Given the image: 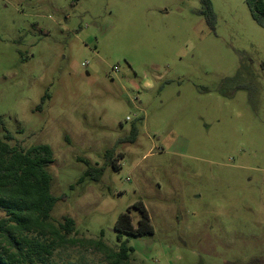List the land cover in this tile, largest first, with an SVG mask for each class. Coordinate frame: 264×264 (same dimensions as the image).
Instances as JSON below:
<instances>
[{"label": "rangeland", "instance_id": "rangeland-1", "mask_svg": "<svg viewBox=\"0 0 264 264\" xmlns=\"http://www.w3.org/2000/svg\"><path fill=\"white\" fill-rule=\"evenodd\" d=\"M0 117L11 145L52 150L51 222L108 250L51 264H112L138 205L152 233L122 235L126 264L264 259V26L246 0H0Z\"/></svg>", "mask_w": 264, "mask_h": 264}, {"label": "trees", "instance_id": "trees-1", "mask_svg": "<svg viewBox=\"0 0 264 264\" xmlns=\"http://www.w3.org/2000/svg\"><path fill=\"white\" fill-rule=\"evenodd\" d=\"M206 5L208 2L205 1ZM252 18L264 26V3L262 0H246ZM210 27L213 25V14L208 8L206 16ZM47 95L41 98L39 107ZM136 129L131 128L134 135ZM134 140V139H133ZM133 140L131 143H133ZM12 135L5 129L0 117V264H51L53 252L66 245L85 243L99 251H108L101 240H75L68 236L74 231L71 218L63 217L54 225L50 220V212L62 197L50 193L51 177L47 168L52 162L53 153L45 144L22 148L14 143ZM112 150L105 152L108 158ZM83 177L98 179L103 168H95L87 160ZM140 218L137 226L131 224L128 212L118 215L113 229L118 242L117 251L108 257L112 264H126L133 253V248L122 240L141 238L152 233L147 213L142 205H138ZM102 233H100V237ZM245 264H264V259L253 258Z\"/></svg>", "mask_w": 264, "mask_h": 264}]
</instances>
